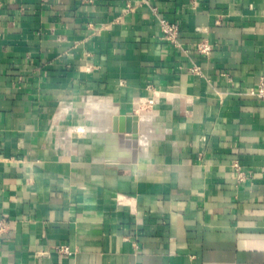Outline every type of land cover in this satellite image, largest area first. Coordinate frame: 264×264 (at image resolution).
<instances>
[{"label":"crops","instance_id":"0c3cea01","mask_svg":"<svg viewBox=\"0 0 264 264\" xmlns=\"http://www.w3.org/2000/svg\"><path fill=\"white\" fill-rule=\"evenodd\" d=\"M263 72L264 0H0V264H264Z\"/></svg>","mask_w":264,"mask_h":264},{"label":"built area","instance_id":"2783aa9c","mask_svg":"<svg viewBox=\"0 0 264 264\" xmlns=\"http://www.w3.org/2000/svg\"><path fill=\"white\" fill-rule=\"evenodd\" d=\"M160 30L163 33L164 38L173 42L176 46H178V25L174 22H170L164 18L158 19ZM198 50L203 53H208L210 51V46L207 43H201L198 46ZM252 95L257 96L261 100H264V72L261 73L258 77V81L256 87L250 91ZM235 171L237 180H242L244 174L241 170L238 169V165L235 163ZM7 223L4 218L0 217V236L6 231ZM58 250L62 253H69V248L65 245L58 246Z\"/></svg>","mask_w":264,"mask_h":264},{"label":"bare ground","instance_id":"6f19581e","mask_svg":"<svg viewBox=\"0 0 264 264\" xmlns=\"http://www.w3.org/2000/svg\"><path fill=\"white\" fill-rule=\"evenodd\" d=\"M89 105L90 107H92L94 110L98 111V113H101L103 110H107L108 108L111 107V103L109 102L110 100H108L107 98V102L105 101H97L94 97V99L92 98H85L84 99ZM103 107V108H102ZM116 108L113 106L112 110H115ZM116 111V110H115ZM101 115V114H99ZM103 121V119H101ZM92 122V121H91ZM91 124V123H90ZM89 124V125H90ZM103 125V124H102ZM99 127V126H98ZM100 128V127H99ZM151 128V127H150ZM90 130V129H89ZM158 131V130H157ZM155 132V131H154ZM160 132V131H159ZM145 134V133H144ZM141 142V141H140ZM155 143V142H154Z\"/></svg>","mask_w":264,"mask_h":264},{"label":"water","instance_id":"95a60500","mask_svg":"<svg viewBox=\"0 0 264 264\" xmlns=\"http://www.w3.org/2000/svg\"><path fill=\"white\" fill-rule=\"evenodd\" d=\"M121 120V119H120ZM136 120V116H133V117H127L126 118V123H127V126L126 127H123L122 125L121 126H119V131H122V130H126V131H130V132H132L133 133V136H134V133H135V131H136V126H135V124L133 123V125L130 127V122L131 121H135ZM121 121H123V120H121ZM115 123H116V119H114V126H113V129H114V131H116L117 130V128H116V126H115ZM122 123V122H121Z\"/></svg>","mask_w":264,"mask_h":264},{"label":"rangeland","instance_id":"374dc122","mask_svg":"<svg viewBox=\"0 0 264 264\" xmlns=\"http://www.w3.org/2000/svg\"><path fill=\"white\" fill-rule=\"evenodd\" d=\"M103 108V107H102Z\"/></svg>","mask_w":264,"mask_h":264}]
</instances>
